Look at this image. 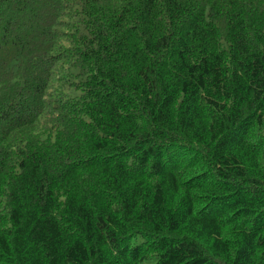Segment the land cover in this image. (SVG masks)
I'll return each instance as SVG.
<instances>
[{
    "label": "trees",
    "instance_id": "obj_1",
    "mask_svg": "<svg viewBox=\"0 0 264 264\" xmlns=\"http://www.w3.org/2000/svg\"><path fill=\"white\" fill-rule=\"evenodd\" d=\"M0 264H264V0H0Z\"/></svg>",
    "mask_w": 264,
    "mask_h": 264
}]
</instances>
